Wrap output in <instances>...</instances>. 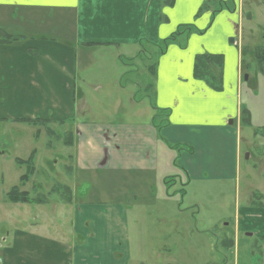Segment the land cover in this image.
Returning <instances> with one entry per match:
<instances>
[{
	"label": "crops",
	"instance_id": "crops-1",
	"mask_svg": "<svg viewBox=\"0 0 264 264\" xmlns=\"http://www.w3.org/2000/svg\"><path fill=\"white\" fill-rule=\"evenodd\" d=\"M210 1L174 0L168 6L164 0H0V30L16 37L11 44H0L3 131L7 134L13 126H32L29 122L36 120L41 121L36 127L39 131L48 123L67 127L72 141L65 146L71 150L68 159L73 178L86 181V175L92 174L98 184L109 183L121 173H134L152 176L151 182L163 180L166 197L168 190L180 184L176 192L183 198L189 194L185 187L194 182L204 197V185L238 180L243 107L242 49L237 38L242 11L237 7L235 12L223 9L214 13L213 8L201 12ZM184 25H194L204 34L181 40V45L186 42L184 48L180 43L171 44L157 57L154 75L153 66L145 65L151 79L141 89L139 80L131 79L139 70L130 71L135 58L142 57L141 42L159 44ZM231 37L235 43L229 44ZM95 51L104 58L112 57L113 88L118 94L130 91L133 106L126 116L133 119H82L87 106L78 102V94L83 98L84 92L78 78ZM201 53L224 56L223 91L194 77L195 58ZM143 104L149 106L147 119L138 117L145 112L140 108ZM7 159V151L0 145V162ZM4 179L2 171L0 180ZM65 187L69 197L63 199L61 212L68 230L43 229L37 218L29 227L4 231L0 233V264L130 263L129 210L120 196L105 187L94 193L85 184L78 189L69 183ZM260 191L259 197L264 198ZM90 192L104 199L88 198ZM206 192V196L213 195L208 186ZM257 193L249 195L247 205L237 206L233 233L218 230L222 244L234 246L233 264H240L241 233L253 231L246 236L256 235L264 242V199L255 200ZM45 204L49 202L25 205ZM202 205L195 203L185 209L184 203H163V223L172 228L166 233L176 237L178 248L192 254L203 249L207 254L203 264H213L217 228L215 222L205 224L200 216ZM189 212L192 219L187 216L184 223ZM195 221L202 225L200 231ZM188 240L192 247L183 245ZM200 242L206 245L200 248ZM168 250L174 252L172 247ZM247 250L243 252L252 249Z\"/></svg>",
	"mask_w": 264,
	"mask_h": 264
},
{
	"label": "rangeland",
	"instance_id": "rangeland-1",
	"mask_svg": "<svg viewBox=\"0 0 264 264\" xmlns=\"http://www.w3.org/2000/svg\"><path fill=\"white\" fill-rule=\"evenodd\" d=\"M226 2L234 12L237 7H241L242 11L241 35L237 38L240 39L242 49L239 57L242 65L240 93L243 110L247 111L250 117V122L242 123L238 133L242 141L241 173L238 180L216 181L204 185V197H200L199 193L202 194L200 185L194 182L185 187L189 194L183 198L181 192H176L181 188L180 184L168 190L169 195L166 197L163 195V180L157 181L156 178V182L154 180L151 182L152 176H138L134 173H121L113 180L110 179L109 183L98 184L92 174L86 175V181L82 178H73L68 159L71 150L63 143L71 139L67 127L48 123L41 126L39 131L36 128L38 125L34 124L13 126L6 134L0 126V145L8 154V159L4 163L0 162V172H5L4 182L0 180L2 183V187L0 186V233L4 231L12 233L16 228L29 227L37 218L40 224L42 223L43 229L53 231L59 228L67 231L69 227L65 225L63 212H61L63 199L69 197L65 184L69 183L77 189L85 184V189L90 188L92 193L98 189L100 191L103 187L113 189L115 197L120 196V200L127 205L130 217L132 258L129 264H203L206 262L205 255L207 254L203 249L196 254L184 252L178 248L180 245L176 237L166 233V231H172V228L163 223V203L168 204L169 202H174L176 205L184 203L185 209L195 203L203 204L200 208V216L203 215L205 224L215 222V228H217L214 232L216 251L213 252L214 258L210 261L213 264H233L234 246L223 245L219 231L227 229L226 233H233L237 206L247 205L251 193H261L260 189L264 192V68L261 70L257 59L258 52L264 56L261 53L264 51V0H226ZM230 39L234 37L229 38V44ZM144 52L141 58H135L137 60L133 63L134 67L130 68V71L131 69L139 70L138 73H133L138 76L131 77V79H138V84H142L141 89L146 87L144 86L146 82L150 81L145 65L153 66L155 61H158V54L151 45H147ZM109 60H112L111 56L104 58L101 52L95 51L92 59L87 62V65L84 63L80 69L81 77L78 78V85H81L84 92L83 98H80L78 94V102L80 106H87V112L82 119L95 118L114 121L133 119L126 116L133 106L131 93L126 91L118 94L115 91L112 81L116 74ZM143 94L144 92L141 91V95ZM140 108L145 112L138 117L147 119L149 117L147 116L148 104H143ZM37 153V158H32L35 173L30 176L27 183L23 184L20 181L21 176L27 174L28 170L25 165L24 167L17 164L16 157L28 160L30 156L34 157ZM16 186L28 192L31 198L43 203L49 202V204L43 206L16 205L10 202L6 198V192H10ZM207 186L213 195L206 196ZM91 192L88 198L104 199V196H95ZM259 195V193L255 194V200H259ZM111 197L112 195L108 194L107 198L111 199ZM187 216L192 219V213L189 212V215L183 217L184 223L187 221ZM202 223L204 224L203 221ZM226 223L230 226L226 227ZM194 225L199 231L202 229L199 221H195ZM252 233L254 232L249 231L240 235V264H264V242H261L256 235L246 236ZM230 238L235 239L233 235ZM188 242L183 245L192 247V240ZM197 244L200 248L206 245L203 242ZM169 247H172L174 252L169 251ZM247 248L252 250L245 254L243 251Z\"/></svg>",
	"mask_w": 264,
	"mask_h": 264
},
{
	"label": "trees",
	"instance_id": "trees-1",
	"mask_svg": "<svg viewBox=\"0 0 264 264\" xmlns=\"http://www.w3.org/2000/svg\"><path fill=\"white\" fill-rule=\"evenodd\" d=\"M164 3L168 6H172L174 3V0H164ZM210 8H213L214 13L221 12L223 9H226L228 11H232L233 9L229 7V3L221 0H213L209 3L205 4L203 9H201V12H204L205 10H208ZM191 34H204V31H201L197 29L194 25H184L181 26L174 34H172L169 38L163 40L159 44H150L149 42H141V51L139 55H142L145 53L144 51L147 48L148 43L155 48L158 56L162 55L166 52L167 48L173 44V43H180L181 40L187 39ZM16 39V37L13 34L7 33L5 31L0 30V44L8 43L11 44L10 40ZM186 44V42H185ZM185 44H182L181 46L184 48ZM145 49V50H144ZM257 55V59L259 62V66L261 70L264 68V56L260 55V52ZM264 55V51L261 52ZM224 56L222 54H211V53H201L198 54L195 58V67H194V77L198 80L205 81L208 86H210L213 90L217 92L223 91V71H224ZM134 61V60H131ZM156 64H153V68L151 69V73L154 75V67ZM160 115H157L156 119H158ZM167 117V115H166ZM163 118V117H162ZM242 123L248 124L250 122V117L248 116L247 111H242ZM40 120L36 121H30L29 123L38 125L40 124ZM159 129V127H157ZM52 133V132H51ZM53 134V133H52ZM72 140H66L64 141L65 145L71 144ZM173 148H176L172 146ZM189 152L191 154L194 153V149L190 148ZM34 157H30L28 160H20L17 159V164L19 165H25L27 168V174H24L21 177V181L24 183H27L30 176L34 175V164L33 159ZM168 186L170 187V181L167 182ZM64 187V186H59ZM58 187V188H59ZM7 198L12 203H24V204H36L40 201L35 200L31 198L30 194L28 192H24L20 190L18 186L14 187L8 194ZM262 200L261 196L259 197V201ZM42 203V202H41Z\"/></svg>",
	"mask_w": 264,
	"mask_h": 264
},
{
	"label": "water",
	"instance_id": "water-1",
	"mask_svg": "<svg viewBox=\"0 0 264 264\" xmlns=\"http://www.w3.org/2000/svg\"><path fill=\"white\" fill-rule=\"evenodd\" d=\"M231 43H235V39H230ZM231 123V122H230Z\"/></svg>",
	"mask_w": 264,
	"mask_h": 264
}]
</instances>
